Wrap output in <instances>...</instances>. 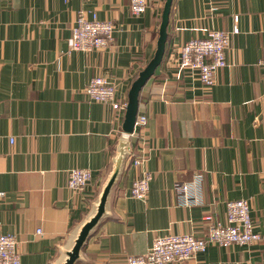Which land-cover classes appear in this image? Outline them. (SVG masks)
<instances>
[{
    "label": "crops",
    "instance_id": "crops-1",
    "mask_svg": "<svg viewBox=\"0 0 264 264\" xmlns=\"http://www.w3.org/2000/svg\"><path fill=\"white\" fill-rule=\"evenodd\" d=\"M165 1L147 0L136 16L129 0H0V228L17 238L20 264H51L90 212L124 112L87 100L84 90L90 77L103 76L115 84L116 99H126L156 51ZM78 10L113 24L111 45L69 50ZM168 14L162 60L138 96L137 114L147 122L131 135L111 216L77 264H125L157 236H204L225 222L232 199L249 202L255 230L264 232V0H171ZM235 27L229 65L214 84L177 62L185 42ZM137 155L143 161L134 166ZM76 168L91 179L74 192L66 178ZM144 170L152 177L142 201L128 191ZM196 177L200 188L186 204L177 187ZM206 249L171 264H264L263 242Z\"/></svg>",
    "mask_w": 264,
    "mask_h": 264
},
{
    "label": "built area",
    "instance_id": "built-area-1",
    "mask_svg": "<svg viewBox=\"0 0 264 264\" xmlns=\"http://www.w3.org/2000/svg\"><path fill=\"white\" fill-rule=\"evenodd\" d=\"M67 1V0H64ZM147 6V0H129L130 14L139 16ZM76 18L71 30L69 50L89 52L93 49H104L113 42V24L106 20L97 19L96 15L87 17L83 10L76 12ZM233 32L211 30L205 38H192L181 45L177 55V62L187 69H197L199 78L205 85L215 83L217 70L226 68L227 51L230 47L231 33ZM258 65L264 71V55L258 60ZM115 84L103 76L90 77L84 93L89 101L110 104L113 110L125 111L127 99H116ZM132 134H138L147 122V115H136ZM13 140L10 139V142ZM131 155L128 159H131ZM143 159L137 155L132 161L134 166L141 165ZM152 173L148 170L134 178L128 195L131 198L144 201L149 189ZM91 179V173L85 168L70 169L67 173L66 185L74 192L83 189ZM200 178L196 177L194 183H179L180 199L190 204V196L195 195L200 188ZM3 193H0L2 196ZM225 222H216L209 225L207 234L195 236L193 234L172 235L167 234L153 238L151 245L142 255H129L125 264H171L193 258L199 252L206 251L210 245L229 247L233 244L248 245L251 243H264V232L255 230V224L250 214L248 201L232 199L226 203ZM211 217H206L210 221ZM40 233V231H36ZM18 240L13 235L4 234L0 228V264H20L18 253Z\"/></svg>",
    "mask_w": 264,
    "mask_h": 264
},
{
    "label": "water",
    "instance_id": "water-1",
    "mask_svg": "<svg viewBox=\"0 0 264 264\" xmlns=\"http://www.w3.org/2000/svg\"><path fill=\"white\" fill-rule=\"evenodd\" d=\"M171 0H166L161 11V20L158 27V36L156 40V51L153 57L147 62L138 76L132 81L127 92V104L124 111V120L121 127V135L115 144V154L111 159L110 170L101 182L98 194L91 204L90 212L83 220L76 225L69 233L68 238L58 246L59 256L51 264H77L84 259L82 248L88 239L95 232L102 221L111 216V196L113 189L124 170V163L127 157L131 155V132L139 106V92L155 73L160 65L167 38V25L169 19V8Z\"/></svg>",
    "mask_w": 264,
    "mask_h": 264
}]
</instances>
